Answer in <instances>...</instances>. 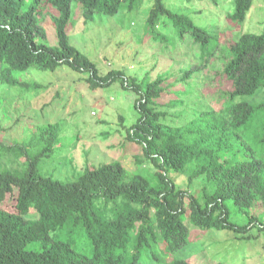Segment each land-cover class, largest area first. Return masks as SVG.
Masks as SVG:
<instances>
[{
  "label": "trees",
  "instance_id": "1",
  "mask_svg": "<svg viewBox=\"0 0 264 264\" xmlns=\"http://www.w3.org/2000/svg\"><path fill=\"white\" fill-rule=\"evenodd\" d=\"M25 1L0 0V83L33 90L39 85L18 81L14 73L30 67L52 71L61 65L86 74L83 78L94 87L119 81L137 94L138 116L125 129V137L141 148L134 155L135 162L148 160L154 170L150 176H128L115 160L87 165L72 179L43 175L37 165L58 147L59 122L37 126L22 143L0 142L2 152L25 156L20 169L0 168V202L14 193L10 209L0 207V264H137L142 249L157 236L165 239L172 252L186 247L188 222L205 229L235 230L241 237L255 225L264 233V100L235 101L264 86V23L260 33H242L233 42L226 40L232 52L223 66L231 82L230 90L223 93L228 100L199 107L185 123L171 125L159 109L160 101L179 79L186 88L172 90L166 105L175 106V99L184 105L179 93L191 84L198 85L190 81L194 73H200L196 65L158 74L151 81L145 75L138 82L122 69L110 68L102 74L67 36L73 2L80 4L87 23L96 14L114 16L121 9H138L143 0H32L24 8ZM232 1L234 9L226 18L242 23L253 0ZM163 17L173 24L179 39L190 33L202 49L214 38L215 31L194 24L187 14L169 9L162 0L153 1L145 19V33L151 38L166 39L158 30ZM43 21L54 25L57 46L46 43ZM119 117L122 126L123 117ZM251 145L260 149V156ZM171 174L185 175V185L176 183ZM199 180L209 187L187 188ZM229 200L238 211L247 213L244 223L230 220ZM112 201L109 212L102 208ZM256 202L263 208L262 220L248 212ZM65 226L84 230L90 256L71 241L51 237L52 231ZM261 247L264 251V241ZM164 264L192 263L173 258Z\"/></svg>",
  "mask_w": 264,
  "mask_h": 264
},
{
  "label": "rangeland",
  "instance_id": "2",
  "mask_svg": "<svg viewBox=\"0 0 264 264\" xmlns=\"http://www.w3.org/2000/svg\"><path fill=\"white\" fill-rule=\"evenodd\" d=\"M31 1L26 0L24 8ZM153 1L143 0L138 9H121L114 16L96 14L93 21L87 23L81 15L80 4L73 2L67 36L69 43L87 55L102 74L110 68L122 69L138 82L145 75L151 81L158 74L196 65L200 73H194L190 81L198 85L191 84L189 89L176 92L182 94L185 104L181 105L182 102L175 99V106L166 105V99L173 97L172 90L186 88L179 79L173 88L165 90L164 98L160 101L159 109L166 113L165 122L179 125L194 116L200 110L199 107L224 104L228 100L223 95L231 87L223 71L225 62L232 56L227 41H235L242 33L262 31L264 0H253L245 20L238 24L230 23L226 18V14L234 9L232 0H162L169 9L187 14L194 24L215 31L212 35L217 42L214 44L215 39H211L204 49L190 33H185L184 38L179 39L173 24L166 17L158 23V30L166 38L164 41L153 39L145 33V19ZM43 27L46 43L57 46L54 25L43 21ZM14 75L18 81L39 86L24 91L21 86L0 83V122L3 127L0 142L5 145L22 143L29 139L37 126L59 122L62 131L58 147L49 158H41L37 165L43 175L58 180L72 179L87 165L98 166L115 160L122 163L128 176L134 173L151 175L154 168L150 161L136 163L134 155L139 154L141 148L125 137V129L138 116L134 106L137 94L130 88L122 87L119 81L104 87H94L83 78L86 74L66 65L52 71L30 67ZM197 77L198 83L195 82ZM208 81L211 88L206 86ZM236 100L262 101L264 86L254 95L238 96ZM119 116L123 117L122 126ZM251 148L257 149L254 145ZM255 155H261L260 149L255 151ZM24 160V155L16 158L0 150V168L12 166L20 169L24 166ZM171 176L176 183L185 185V175ZM202 186L209 187L205 180H199L187 188L195 191ZM13 194L9 192L6 199L0 202V207L10 209L14 202ZM114 202L102 208L105 207L109 212ZM228 209L231 221L237 224L246 221L247 213L238 211L232 200L228 201ZM248 212L255 214L259 220L263 219V208L259 202L250 207ZM187 226L186 247L172 252L167 248L165 239L157 236L155 242L142 249L136 263L164 264L173 258H183L192 264H264L261 247L264 233L256 225L244 237L235 230L205 229L189 222ZM50 235L55 239L71 241L85 255L92 254L84 230L80 228L65 226L52 231ZM30 247L34 248L35 245Z\"/></svg>",
  "mask_w": 264,
  "mask_h": 264
}]
</instances>
